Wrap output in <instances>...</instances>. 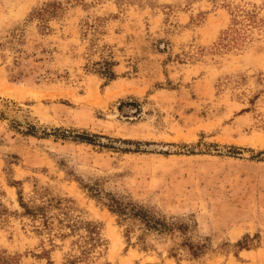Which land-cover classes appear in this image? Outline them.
<instances>
[{
  "label": "rangeland",
  "instance_id": "1",
  "mask_svg": "<svg viewBox=\"0 0 264 264\" xmlns=\"http://www.w3.org/2000/svg\"><path fill=\"white\" fill-rule=\"evenodd\" d=\"M0 264H264V0H0Z\"/></svg>",
  "mask_w": 264,
  "mask_h": 264
},
{
  "label": "trees",
  "instance_id": "2",
  "mask_svg": "<svg viewBox=\"0 0 264 264\" xmlns=\"http://www.w3.org/2000/svg\"><path fill=\"white\" fill-rule=\"evenodd\" d=\"M247 17L251 22H255L253 14H248ZM104 74H106V76L110 80L115 78V75L110 68H107ZM79 138L82 140L89 141L88 138ZM94 191L95 189L91 188V192L94 193ZM95 195H97V197H100V194ZM105 203L109 210L113 214H115L121 221H139V225H141L145 230L148 231H156L159 234H173L176 230H187V228H175L173 223H169L164 217H160L157 212H154L150 209H146L144 206L136 204L128 198H125L124 196H116L113 194H109L106 197ZM23 207L26 210L25 214L31 216L33 219H36L37 217H41L43 219L46 218L45 207H37L34 210L28 208L25 204H23ZM44 223L46 226V220L44 221ZM87 232L89 240L94 242V245L95 243L97 244V240H99L97 229L94 227L87 228ZM205 249V244L189 246V250L194 256H200L204 253Z\"/></svg>",
  "mask_w": 264,
  "mask_h": 264
}]
</instances>
